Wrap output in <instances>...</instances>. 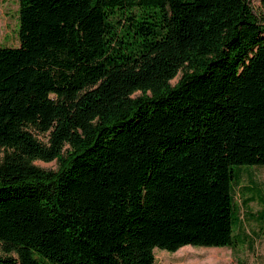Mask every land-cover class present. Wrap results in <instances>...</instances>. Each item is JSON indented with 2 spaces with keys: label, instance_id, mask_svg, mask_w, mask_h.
Segmentation results:
<instances>
[{
  "label": "trees",
  "instance_id": "obj_1",
  "mask_svg": "<svg viewBox=\"0 0 264 264\" xmlns=\"http://www.w3.org/2000/svg\"><path fill=\"white\" fill-rule=\"evenodd\" d=\"M18 19L0 46V264L233 248L234 184L264 166L251 0H19Z\"/></svg>",
  "mask_w": 264,
  "mask_h": 264
},
{
  "label": "rangeland",
  "instance_id": "obj_2",
  "mask_svg": "<svg viewBox=\"0 0 264 264\" xmlns=\"http://www.w3.org/2000/svg\"><path fill=\"white\" fill-rule=\"evenodd\" d=\"M251 5L255 13L263 18L264 8L260 0H251ZM18 16L19 0H0V46H19ZM181 76L179 74L173 79L172 84H176ZM139 95V91L134 94ZM36 136L46 141L43 134ZM33 163L45 170H55L58 166L57 160H35ZM234 190L237 207L233 213V225L238 242L233 248L186 245L176 252L156 248V264H264V220L261 218L264 166L242 167ZM0 255L4 256L1 249Z\"/></svg>",
  "mask_w": 264,
  "mask_h": 264
}]
</instances>
